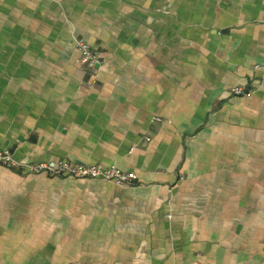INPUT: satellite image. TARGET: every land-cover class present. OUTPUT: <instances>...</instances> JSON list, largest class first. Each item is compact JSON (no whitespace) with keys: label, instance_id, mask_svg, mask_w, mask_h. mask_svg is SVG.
<instances>
[{"label":"crops","instance_id":"1","mask_svg":"<svg viewBox=\"0 0 264 264\" xmlns=\"http://www.w3.org/2000/svg\"><path fill=\"white\" fill-rule=\"evenodd\" d=\"M261 81L264 0H0V149L137 175L0 164V264H264Z\"/></svg>","mask_w":264,"mask_h":264},{"label":"built area","instance_id":"2","mask_svg":"<svg viewBox=\"0 0 264 264\" xmlns=\"http://www.w3.org/2000/svg\"><path fill=\"white\" fill-rule=\"evenodd\" d=\"M76 47L80 52V61L91 69L95 70L102 63L100 56L86 40L78 38ZM256 67L261 68L262 66L257 65ZM260 84H264V81H261ZM231 92L236 96H251L254 90L238 85L233 87ZM153 120L161 122L162 118L154 116ZM147 140H150V138H147ZM0 164L35 174L46 173L53 176L100 179L113 182L121 187H130L136 183L137 179L134 171H125L115 165L105 168L96 164L74 163L68 160L25 162L18 160L10 149H0Z\"/></svg>","mask_w":264,"mask_h":264}]
</instances>
